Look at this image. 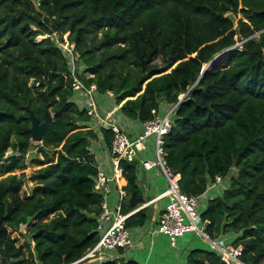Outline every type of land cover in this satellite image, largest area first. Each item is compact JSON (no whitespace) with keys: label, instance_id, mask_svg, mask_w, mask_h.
Segmentation results:
<instances>
[{"label":"trees","instance_id":"obj_1","mask_svg":"<svg viewBox=\"0 0 264 264\" xmlns=\"http://www.w3.org/2000/svg\"><path fill=\"white\" fill-rule=\"evenodd\" d=\"M71 46L84 67L78 77L99 96L113 93L127 119L144 124L153 110L177 106L164 139L166 167L181 175L189 197L228 180L200 221L210 222L213 241L233 236L224 243L244 248L242 262L264 264V0H41L39 10L31 0H0V252L8 264H73L101 238L103 196L94 189L91 148L98 132L72 101L64 51ZM27 107L41 123L46 110L53 115L41 143L31 141ZM102 134L110 148L112 131ZM33 149L36 158L26 162ZM29 164L39 167L29 178L31 195L21 194L27 176L15 174ZM139 166L121 162L123 215L146 203ZM151 215L139 210L127 229L147 225ZM187 255L184 264H226L213 247ZM116 256L101 264H140Z\"/></svg>","mask_w":264,"mask_h":264},{"label":"built area","instance_id":"obj_2","mask_svg":"<svg viewBox=\"0 0 264 264\" xmlns=\"http://www.w3.org/2000/svg\"><path fill=\"white\" fill-rule=\"evenodd\" d=\"M31 1L35 8L39 10L41 0ZM53 37L56 39L57 44L61 46L58 34L54 33ZM73 48L74 46H71V48L68 49V55L74 63L76 60L73 55ZM76 70H78V68H70V77L74 94L82 93L84 98H86L84 108L90 119L102 122V124L113 133V141L109 149L113 172L112 175H109L105 171L97 168L98 172L94 189L97 193L103 196L101 212L97 217V232L100 234L101 238L96 246L87 251L80 260L73 264H86L90 262L101 264L104 261L116 259L117 256L115 253L118 252V250L126 251L133 246L130 232L126 227V220L139 210L154 203V201L144 204L128 215H123L121 213L122 204L128 197L124 185L122 184L124 176L121 162L125 161L132 163L137 161L139 153L146 149L145 142L151 137L155 138V152L157 159L150 161L142 160L140 161V164L145 170H151L155 167H160L162 169L167 181V190L164 194L159 196L157 200L162 198H167L169 200L165 210L157 219V233L169 237L172 246H176V242L179 238H182L187 234L196 233L211 244L224 263L245 264L241 260L244 252L242 246L228 248L227 245H222L221 243L210 239L206 232V228L210 222L206 220L201 223L200 214L196 210L199 206V197H189L182 193L179 188L181 175L170 171L164 163V139L172 130V116L177 106L166 111L163 115H160L156 110H153L152 114L154 115V119L144 123V132L135 138H129L117 123L108 120V117L106 119L101 117L100 107L97 100L99 96L97 94V86L94 84L87 86L78 77ZM38 86L39 84H37V87ZM107 97L114 99L113 93H108ZM219 182L220 179L217 178V184L214 187H216ZM112 183L115 184L118 191L117 203L113 211L109 209L107 203V197L111 192ZM223 244L225 243L223 242Z\"/></svg>","mask_w":264,"mask_h":264},{"label":"crops","instance_id":"obj_3","mask_svg":"<svg viewBox=\"0 0 264 264\" xmlns=\"http://www.w3.org/2000/svg\"><path fill=\"white\" fill-rule=\"evenodd\" d=\"M79 100L83 103L85 101L84 96H80ZM97 100L100 107L101 117L104 119L108 117V120L117 123L129 138H135L144 132V124L124 117L120 113L116 101L114 103V100L107 96H98ZM108 107H111L112 111L107 115H104L103 109H107ZM166 111H168V109L163 106L160 115H163ZM90 122L91 126L98 132V138L93 141L91 146L92 152L95 155L96 166L107 174L112 175L113 167L109 152L110 148L105 144V139L102 134V129L106 127L102 122L95 119H91ZM145 146L146 149L141 151L137 158L139 164L142 160L150 161L157 159L155 152V138H149L145 142ZM138 176V183L146 200L145 204L154 201V203L149 204L146 207L152 213L151 219L147 225L129 230L133 246L130 249L123 251L121 255L117 252L115 254L126 260H135L140 264H177L178 262H185V260L183 261V258L187 256V253H189L190 250L205 248V240H202V238L196 233L187 234L184 237L179 238L176 242V246H172L169 237L157 233V219L169 203L167 198L159 200H157V198L167 190V181L160 167L145 170L140 164ZM122 184H125L124 180ZM217 186L212 188L211 191L220 187L219 185ZM117 197L118 191L115 184L112 183L111 192L107 197L108 207L111 211L115 209ZM224 242L229 244V239L226 241L224 240ZM86 264L98 263L90 262Z\"/></svg>","mask_w":264,"mask_h":264},{"label":"rangeland","instance_id":"obj_4","mask_svg":"<svg viewBox=\"0 0 264 264\" xmlns=\"http://www.w3.org/2000/svg\"><path fill=\"white\" fill-rule=\"evenodd\" d=\"M47 38H49V35L48 36H45V39H47ZM36 42H38V39L36 40ZM64 51H65V54L67 55L68 60H69V65H70L69 67L71 69L78 68L80 71H83L84 67L83 66H80V65L78 66L76 59H75L76 61H74V63L71 61V59L69 58V55H68V52H69L68 49L67 48L66 49L64 48ZM80 96H83V94L82 93L74 94L73 97H72V101L75 102V103H77L80 107L84 108L85 107V101L86 100L82 103L79 100ZM114 103H115V100H114ZM110 111H112V108L111 107H108L107 109H103V114L104 115H107ZM35 152H36L35 149H33V150H31L29 152V154L25 158L26 159V162H28L30 158H36V153ZM10 153L11 152H8L7 155H9ZM39 157H40V155H39ZM37 169H39L38 166H36L34 164H29V166H28V168L26 170H23V171L20 170V171L15 172V174L17 176H21L22 173H24L27 176V182H26L25 186L22 188L21 194H24L25 193L27 195H31L32 189L34 188V182L31 181L29 178H31L33 176V173ZM228 186H229V181L228 180H224L221 183V187H219V188H217L215 190H212L206 196H203V197L199 198V206L196 209L197 212L199 214H201L202 210L205 208V205H206L207 201L210 200L211 198H214V197L220 195L221 188L222 189H226ZM9 233L12 236V238L16 240L18 246H22L24 244L25 241L20 237V235H19V233L17 231L12 230V229H9ZM233 240H234V237L233 236L229 238V241L230 242H232ZM216 242L221 243L222 245H225V244H223V242H224L223 239H218V240H216ZM204 246L206 248H208V249H211V247H212L211 244L209 242H207V241H205V245ZM187 256H185L183 258V261L187 259ZM183 264H184V262H183Z\"/></svg>","mask_w":264,"mask_h":264},{"label":"water","instance_id":"obj_5","mask_svg":"<svg viewBox=\"0 0 264 264\" xmlns=\"http://www.w3.org/2000/svg\"><path fill=\"white\" fill-rule=\"evenodd\" d=\"M229 51L230 50H228V51L220 54L219 56H217L210 64H208L204 68L203 73L207 69L212 68L221 58L226 56ZM184 97H185V95L182 98H180V101L183 100ZM27 112L29 113V115L27 116V119L31 122V128L28 130L32 136L31 141L33 143H36V144L41 143L43 135L45 134V132L47 131V129L51 125L53 115L49 110H46L45 111V121L43 123H41L39 118L36 116L35 112L33 110H31L30 107H27ZM0 257H1V264H8L7 253L5 250H2L0 252Z\"/></svg>","mask_w":264,"mask_h":264}]
</instances>
